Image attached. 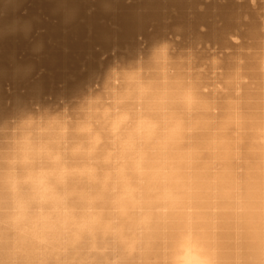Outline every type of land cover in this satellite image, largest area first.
<instances>
[{
    "label": "clouds",
    "instance_id": "clouds-1",
    "mask_svg": "<svg viewBox=\"0 0 264 264\" xmlns=\"http://www.w3.org/2000/svg\"><path fill=\"white\" fill-rule=\"evenodd\" d=\"M0 264H264V47L209 75L158 38L0 111Z\"/></svg>",
    "mask_w": 264,
    "mask_h": 264
},
{
    "label": "bare ground",
    "instance_id": "bare-ground-1",
    "mask_svg": "<svg viewBox=\"0 0 264 264\" xmlns=\"http://www.w3.org/2000/svg\"><path fill=\"white\" fill-rule=\"evenodd\" d=\"M21 2L9 0L7 20L18 18ZM23 2L18 12L26 26L0 34V111L70 93L113 59L132 58L158 38L190 51L209 75L216 62L264 47V0H104L103 10L99 0ZM33 14L45 22L36 24Z\"/></svg>",
    "mask_w": 264,
    "mask_h": 264
},
{
    "label": "rangeland",
    "instance_id": "rangeland-1",
    "mask_svg": "<svg viewBox=\"0 0 264 264\" xmlns=\"http://www.w3.org/2000/svg\"><path fill=\"white\" fill-rule=\"evenodd\" d=\"M25 1H27V0H25ZM248 1L251 3V2H253L254 0H248ZM22 2H23V0H22ZM22 2H21V5L19 4V7L17 8V11H15V13H17L19 16H20V13H19L18 11H20V10H21V8H20V7H22V5L24 6V5L26 4V3H24V2H23L24 4H22ZM19 8H20V10H19ZM24 8H25V7H24ZM23 12H24V10H23L21 13H23ZM14 15H16V14H14ZM33 15H34V16H33V18H35V17L37 16V14H36V16H35V14H33ZM19 16H18V18H19ZM38 16H40V14H38ZM38 16H37V17H38ZM41 16H42V15H41ZM44 16H45V17H46V16L48 17V15H44ZM49 17H51V15H49ZM49 17H48V18H49ZM42 18H43V17H42ZM48 18H46V21L48 20ZM52 18L54 19V17H53V16H52ZM35 19H36V24H38V25H42V24L45 22V18H43V19H44V21H43V23H41V24H40V23H37V18H35ZM35 19H33V20H35ZM40 19H41V18L39 17V19H38V20H39L40 22H42ZM43 19H42V20H43ZM53 19H51V20H53ZM48 21H50V20H48ZM33 22H34V21H33ZM34 24H35V23H34ZM31 27H33V25H32ZM30 30H31V29H30ZM30 30H29V31H30ZM30 33L32 34V31H31ZM11 34H12V33H11ZM15 35H16V34H13V36H12V35H10V36H12L13 38H12V37H11V38H12V39H14V37H15V38H17V37H18V36H15ZM26 35H28V33H26ZM25 37H26V36H25ZM29 37H31V35H30V34H29V35H28V37H27V38H28V40H27L26 38H24V39H26V42H28V41H29V39H30ZM22 39H23V38H22ZM14 40H16V39H14ZM14 40H12V41H14ZM16 41H17V40H16ZM40 50H41V49H40ZM36 51L38 52V51H39V49H38V50H36ZM32 52H33V51H32ZM37 52H35V51H34V53H33V54L31 53V57H36V56H35V54H36ZM40 52H41V51H40ZM36 55H37V54H36ZM3 75H4V74H3ZM3 75H2V76H3ZM5 75H6V74H5ZM2 76H1V77H2ZM3 78H6V79H7V76H6V77H5V76H3ZM6 79H5V80H6ZM3 81H4V80H3Z\"/></svg>",
    "mask_w": 264,
    "mask_h": 264
}]
</instances>
